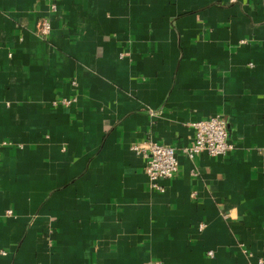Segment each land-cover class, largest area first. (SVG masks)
Listing matches in <instances>:
<instances>
[{"label":"crops","instance_id":"crops-1","mask_svg":"<svg viewBox=\"0 0 264 264\" xmlns=\"http://www.w3.org/2000/svg\"><path fill=\"white\" fill-rule=\"evenodd\" d=\"M0 146V264H264V0H0Z\"/></svg>","mask_w":264,"mask_h":264},{"label":"built area","instance_id":"built-area-1","mask_svg":"<svg viewBox=\"0 0 264 264\" xmlns=\"http://www.w3.org/2000/svg\"><path fill=\"white\" fill-rule=\"evenodd\" d=\"M51 9L56 12V5L52 4ZM51 31L52 24L50 20L47 18L41 19L37 32L41 36L47 37L51 34ZM192 127L194 129L193 143L180 151L188 158H193L201 153H206L212 158H222L233 151L234 146L229 141L226 121L222 115H216L206 120H197L192 123ZM135 149L139 150L138 147ZM148 149L150 154L145 166V174L148 177L150 188L154 192L164 193L166 189L162 182L174 178L178 173L179 150L159 144H152ZM204 228V225L200 226V229ZM210 256H213V253H210Z\"/></svg>","mask_w":264,"mask_h":264}]
</instances>
